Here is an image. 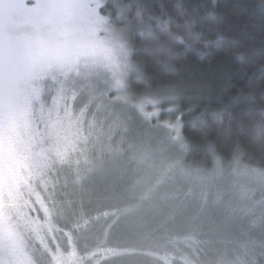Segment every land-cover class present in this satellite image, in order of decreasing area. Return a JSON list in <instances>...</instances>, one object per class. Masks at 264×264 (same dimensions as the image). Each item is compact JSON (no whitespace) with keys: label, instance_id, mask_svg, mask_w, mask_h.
Here are the masks:
<instances>
[{"label":"snow or ice","instance_id":"1","mask_svg":"<svg viewBox=\"0 0 264 264\" xmlns=\"http://www.w3.org/2000/svg\"><path fill=\"white\" fill-rule=\"evenodd\" d=\"M99 7L98 0H0V264H83L84 258L72 246L74 235L85 236L90 223L80 196L94 175H111L103 159L89 156L98 126L94 118L85 123V116L90 107L99 108L102 79L108 83L110 78L119 93L116 99L126 101L127 75L136 67L126 29L115 28L99 14ZM135 19L142 21L140 12ZM69 101L76 103V111ZM136 110L145 118L155 115L144 111V103ZM113 121L121 129L128 122L119 116ZM121 148L107 144L102 151L115 154ZM130 148L136 158L137 146ZM147 155L140 150L139 159ZM217 166L222 171L219 161ZM232 166L234 174L251 175L264 183V171L245 168L236 173L237 160ZM165 179L163 175L135 179L128 188L134 203L121 212L152 205L158 197L177 199L174 194H161ZM240 192L244 197L247 189L241 186ZM199 197L203 210L207 193ZM215 203L227 216L254 215L222 191L216 193ZM174 215L175 209L158 220L168 243H172L168 224ZM53 218L64 227L57 228ZM57 232L59 236L53 235ZM202 235L206 234L194 228L185 242L210 245L211 240L195 239ZM61 237L72 246L67 254L59 244H52ZM160 259L168 264L167 252ZM181 259L183 264H199L189 256ZM213 264H264V238L259 244L245 239Z\"/></svg>","mask_w":264,"mask_h":264},{"label":"trees","instance_id":"2","mask_svg":"<svg viewBox=\"0 0 264 264\" xmlns=\"http://www.w3.org/2000/svg\"><path fill=\"white\" fill-rule=\"evenodd\" d=\"M106 12L114 27L129 29L139 67L130 75L135 98L174 97L175 111L161 118L179 120L185 164L212 169L218 161L237 160L241 167L264 168V0H107ZM130 184L119 177L115 185L106 182L84 196L82 210L90 223L85 236L73 237L81 254L99 245V235L106 238L113 218L125 215ZM56 225L64 227L62 221ZM113 247L131 249L137 260L132 264L159 262L144 246ZM112 257L98 263L131 258L108 260ZM206 260L200 264L214 262Z\"/></svg>","mask_w":264,"mask_h":264},{"label":"rangeland","instance_id":"3","mask_svg":"<svg viewBox=\"0 0 264 264\" xmlns=\"http://www.w3.org/2000/svg\"><path fill=\"white\" fill-rule=\"evenodd\" d=\"M98 2L100 5L99 14L109 19L106 12L107 0H98ZM115 28L126 29L125 36L131 45L129 29ZM131 62L136 67L127 75V92L124 93L127 100H117L116 97L119 93L112 87L110 78L108 83L102 79L99 82V91L103 93L99 108L90 107L85 116V123L94 118L98 126L97 132L92 137L95 143H90L88 146L89 156L93 160L103 159L104 166L110 170L111 175H94L84 185L80 199H83L96 186L101 187L106 182L110 183L111 186L115 185L119 177L131 181L132 184L138 177L155 178L161 175L166 177L160 189L161 194H174L177 199L161 200L158 197L152 205L146 204L141 208L125 213L120 218H113L110 225L114 224L105 233L106 238L99 235L97 239L99 245L84 254H81L75 246L77 255L84 258L83 264H99L100 260L111 256L113 257L108 260H112L114 257H131L117 261L113 259L111 264H132L135 262L136 258L131 255V249H120L113 247V245H128L138 248V251L141 250V246H144L153 262L155 259H159V262H154L155 264H164L160 257L167 252L168 264H173L172 257L183 264L182 256H189L194 261L206 260L209 253L215 251H219V256L222 253H230L238 243L245 239L259 244L264 238V207L261 206L264 202V183L251 175L234 174L232 163L220 162L223 166L222 171H218L217 164L212 169L185 164L182 157L184 144L181 142L179 120L177 121L175 118L176 121L173 122L168 117L166 119L161 118V114H169L175 111L176 108L171 104V101L174 102V97L146 95L142 98H135L134 89L130 83V75L139 71V67L132 59V47ZM69 103L76 111V103L73 101H69ZM141 103H144L145 112L155 113V115L145 118L142 113L136 110V105ZM166 103L170 104L166 106ZM116 116L127 117L128 122L125 129L114 125L113 117ZM97 134H99L98 140ZM107 144H111L114 148L118 146L122 148L115 154H104L102 148ZM131 145L137 146L136 158L132 155ZM140 150L148 154L146 159H139ZM245 168L264 171V168L236 166V173H242ZM241 186L247 189V194L244 197L241 196ZM128 188L126 194L127 199L130 200ZM189 191L194 195L186 198L184 194ZM218 191L225 192L228 198L236 202L239 207L251 208L254 215L227 216L223 208L215 203V196ZM201 192L207 193V205L204 206L203 210L199 197ZM173 209H175V215L168 224L172 243H168L164 238L165 234L158 229L157 225L161 215L167 214ZM56 221L53 218V224L57 227ZM194 228H198L201 233L206 234L197 236L195 239L212 241L210 245H199L202 248L203 256L201 257L197 253L198 247L196 245L190 246L189 243L185 242V237L191 235ZM55 234L53 233V235ZM52 244H59L60 250L65 254L71 251V247L66 248L63 238L53 241ZM105 244L107 248L104 249L102 246ZM92 252L95 253V256L88 254ZM113 252L119 254L114 255ZM206 261L211 262L215 259H207Z\"/></svg>","mask_w":264,"mask_h":264}]
</instances>
